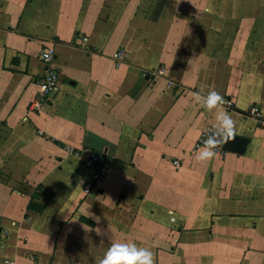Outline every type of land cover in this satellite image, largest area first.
Returning a JSON list of instances; mask_svg holds the SVG:
<instances>
[{
  "label": "crops",
  "instance_id": "0c3cea01",
  "mask_svg": "<svg viewBox=\"0 0 264 264\" xmlns=\"http://www.w3.org/2000/svg\"><path fill=\"white\" fill-rule=\"evenodd\" d=\"M210 89L249 143L199 161ZM112 240L264 264V0H0V264H96Z\"/></svg>",
  "mask_w": 264,
  "mask_h": 264
},
{
  "label": "clouds",
  "instance_id": "9594fccd",
  "mask_svg": "<svg viewBox=\"0 0 264 264\" xmlns=\"http://www.w3.org/2000/svg\"><path fill=\"white\" fill-rule=\"evenodd\" d=\"M211 13V8H206ZM197 100H202V106L208 110L217 109L214 121L210 124L202 146L194 154L195 159L205 161L215 155L218 145L231 140L235 135V124L232 117L218 105L223 104V98L215 90H209L207 95L201 97L200 92L195 93ZM96 264H153L152 252L139 246L133 241L112 240L103 255L97 258Z\"/></svg>",
  "mask_w": 264,
  "mask_h": 264
},
{
  "label": "built area",
  "instance_id": "2783aa9c",
  "mask_svg": "<svg viewBox=\"0 0 264 264\" xmlns=\"http://www.w3.org/2000/svg\"><path fill=\"white\" fill-rule=\"evenodd\" d=\"M120 54L122 55V53ZM41 58L46 63L47 68H48V72L45 77V80L41 83V88H42L43 93H48L50 91H53L57 87L58 75H57V72L54 66H52V63L55 59V50L50 46L44 47L41 51ZM162 73H163V70H159V74H162ZM38 106H39V103L37 102L34 104L33 107L37 109ZM251 112L256 115H259L257 108H252ZM75 154L80 155L82 153L77 151L75 152ZM85 154L87 155L86 157L87 165L92 166L94 169L93 176L95 177V179L97 181L103 179L107 171L106 157L96 151H86Z\"/></svg>",
  "mask_w": 264,
  "mask_h": 264
},
{
  "label": "water",
  "instance_id": "95a60500",
  "mask_svg": "<svg viewBox=\"0 0 264 264\" xmlns=\"http://www.w3.org/2000/svg\"><path fill=\"white\" fill-rule=\"evenodd\" d=\"M249 139L243 136L234 135V137L222 144V148L227 151L242 154L245 152Z\"/></svg>",
  "mask_w": 264,
  "mask_h": 264
}]
</instances>
